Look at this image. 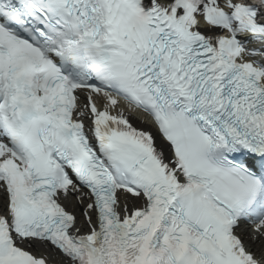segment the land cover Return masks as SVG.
Returning <instances> with one entry per match:
<instances>
[{
    "label": "snow or ice",
    "instance_id": "6c2138e0",
    "mask_svg": "<svg viewBox=\"0 0 264 264\" xmlns=\"http://www.w3.org/2000/svg\"><path fill=\"white\" fill-rule=\"evenodd\" d=\"M0 264H264V0H0Z\"/></svg>",
    "mask_w": 264,
    "mask_h": 264
}]
</instances>
